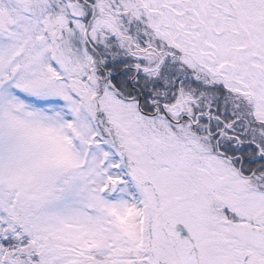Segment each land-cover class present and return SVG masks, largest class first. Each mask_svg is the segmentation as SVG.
<instances>
[{
  "label": "snow or ice",
  "instance_id": "obj_1",
  "mask_svg": "<svg viewBox=\"0 0 264 264\" xmlns=\"http://www.w3.org/2000/svg\"><path fill=\"white\" fill-rule=\"evenodd\" d=\"M0 264H264V0H0Z\"/></svg>",
  "mask_w": 264,
  "mask_h": 264
}]
</instances>
